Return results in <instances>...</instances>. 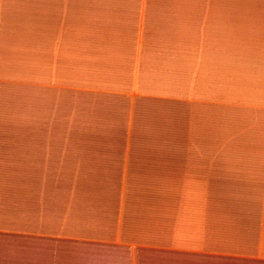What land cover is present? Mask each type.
<instances>
[{
	"label": "crops",
	"instance_id": "1",
	"mask_svg": "<svg viewBox=\"0 0 264 264\" xmlns=\"http://www.w3.org/2000/svg\"><path fill=\"white\" fill-rule=\"evenodd\" d=\"M122 67L65 122L0 117V264H264V193L192 159L208 104L150 82L139 35Z\"/></svg>",
	"mask_w": 264,
	"mask_h": 264
},
{
	"label": "clouds",
	"instance_id": "2",
	"mask_svg": "<svg viewBox=\"0 0 264 264\" xmlns=\"http://www.w3.org/2000/svg\"><path fill=\"white\" fill-rule=\"evenodd\" d=\"M134 34L150 82L208 104L195 165L264 193V0H0V117L67 121V94L122 74Z\"/></svg>",
	"mask_w": 264,
	"mask_h": 264
}]
</instances>
